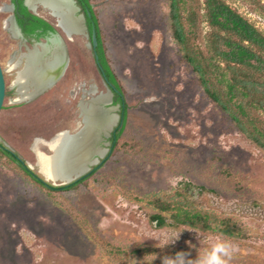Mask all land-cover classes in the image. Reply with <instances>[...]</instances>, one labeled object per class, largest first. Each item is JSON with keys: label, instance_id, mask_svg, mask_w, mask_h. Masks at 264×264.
I'll use <instances>...</instances> for the list:
<instances>
[{"label": "rangeland", "instance_id": "rangeland-1", "mask_svg": "<svg viewBox=\"0 0 264 264\" xmlns=\"http://www.w3.org/2000/svg\"><path fill=\"white\" fill-rule=\"evenodd\" d=\"M9 1L0 0V63L10 93L0 113V140L38 171L35 150L51 158L54 151L44 141L65 130L75 133L83 119L80 102L108 88L90 38L69 40L57 26L68 45V68L56 85L28 101L38 93H19L15 82L24 57L36 52L28 53L12 34L11 13L1 10ZM224 1L264 34V0ZM91 2L126 94V130L105 164L69 192H48L0 155V264H162L177 252L196 259L216 239L236 247L230 264H264V151L208 98L181 59L169 29L168 0ZM198 2L199 45L206 51L210 28L204 0ZM38 13L57 24L48 12ZM107 141L99 147L108 150ZM186 182L215 190V214L237 222L241 237L155 229L149 221L156 213L152 196H173Z\"/></svg>", "mask_w": 264, "mask_h": 264}, {"label": "trees", "instance_id": "trees-1", "mask_svg": "<svg viewBox=\"0 0 264 264\" xmlns=\"http://www.w3.org/2000/svg\"><path fill=\"white\" fill-rule=\"evenodd\" d=\"M76 2L81 13L86 16L90 37L93 30L96 31V54L99 57L96 65L105 82L113 87L114 104L120 105L122 122L112 139L113 152L126 130L129 106L125 91L111 67L100 21L91 0ZM168 9L169 29L183 62L195 73L208 98L231 120L236 129L264 151V34L224 0H204V17L210 28L204 51L199 45L201 14L198 0H168ZM21 13L19 25L26 36L36 30H41V34L58 31L26 7L21 8ZM9 95L7 92L6 100ZM0 148L1 156L16 164L35 184L51 193L75 190L98 170H93L73 184L55 186L30 168L17 152L1 142ZM214 196H217L215 190L186 182L175 189L173 196L167 198L165 193L152 196L149 205L156 213L149 216V221L157 230L171 229L199 234L214 232L229 238L241 237L243 231L237 222L215 214L211 204Z\"/></svg>", "mask_w": 264, "mask_h": 264}, {"label": "water", "instance_id": "water-1", "mask_svg": "<svg viewBox=\"0 0 264 264\" xmlns=\"http://www.w3.org/2000/svg\"><path fill=\"white\" fill-rule=\"evenodd\" d=\"M53 1L61 5L62 3H67L70 6V10L68 12L64 9L61 10V13L65 16V18L60 17L59 19H57L56 26L60 27L65 32L69 40H73L75 36H81V35H86L89 38H91L90 46L92 50L94 51L95 61L96 63H98L99 57L96 54V48L98 46V39H97L96 31L93 30L92 36L90 37L88 33V27L86 25L85 16L78 15L80 12V8L77 6L76 1L75 0H53ZM25 5L31 11H33L34 14L36 15H38L37 13L38 9L48 11L53 16L57 15V12H55L51 8L46 7L43 4V2L38 1V0L35 2H33L32 0H25ZM72 24L74 25V28L71 27ZM13 29L15 30L16 36H22L21 30L15 24V22L13 23ZM27 49H28V53L33 52L35 50H38V52H41L40 59L42 60V62L50 61L51 59L54 58V56L58 52L63 54L64 56V63L62 65V70L60 71L59 75L53 81H51L49 85H47L38 94H36L32 99L28 100V101H32L38 96L47 92L49 89H51L64 76L68 68L70 59H69V54H68V45L60 33H52L51 37L47 38L46 42L39 43L35 45L34 48L27 47ZM28 53H24L23 57ZM6 94H7V84H6L4 69L0 63V113L2 112L4 104H5ZM113 97H114L113 87L108 85L107 94L93 96L88 100H82L80 102L79 106H82V104H84V106L89 107V108L96 107L105 116L110 117L113 123L109 128L105 130L102 129L97 132V140L95 141V144L93 146V154L90 156L88 161L84 164V166L81 169L70 172L68 174L65 172L64 173L56 172L53 175L47 176L43 174L41 169L39 168L38 172L45 178L47 182H50L55 186L70 185L75 182H78L85 176H88L89 174H91L93 170L99 169L102 166L105 157L110 151H112L113 147H111V150H107V149L100 148L98 144L102 142L105 137L107 138L111 135L115 126L119 122V115L114 114V112H117L119 110V106H113ZM102 98H105V100H103ZM80 116L82 117V113H80ZM84 127H85L84 119H82V124L75 133H71L70 131L65 130V131L57 133L50 141H52L53 139H55L57 136L61 134H66L69 137H74L78 135L79 133H81ZM50 141H44V142L49 143ZM5 146L9 148L6 144ZM98 152H103V155H99ZM29 167L32 168L31 165H29Z\"/></svg>", "mask_w": 264, "mask_h": 264}, {"label": "bare ground", "instance_id": "bare-ground-1", "mask_svg": "<svg viewBox=\"0 0 264 264\" xmlns=\"http://www.w3.org/2000/svg\"><path fill=\"white\" fill-rule=\"evenodd\" d=\"M32 1L35 2L37 0ZM38 1L43 2L46 7L57 12V15H54L57 19L60 17L65 18L61 13L62 9L67 12L70 10V6L67 3H62L61 5L53 0ZM71 27L74 28V25L72 24ZM35 52L34 58L31 55L24 57L27 63L24 70L19 73L18 79L15 82L19 93H23L25 88L32 89L34 94L39 93L62 70L64 58L61 53H56L53 58L57 62L48 65L47 62H42L40 59L41 52L37 50ZM32 64H36L39 67L37 72L32 69ZM102 99L105 100V98ZM80 108L85 126L81 133L74 137L61 134L52 143H48L54 151V155L51 158H47L44 154L35 150L39 161L38 167L42 169L43 174L47 176L53 175L56 172H65L68 174L81 169L93 154V146L97 140V132L109 128L113 123L110 117L105 116L96 107L89 108L82 104ZM98 154L103 155V152H98Z\"/></svg>", "mask_w": 264, "mask_h": 264}, {"label": "flooded vegetation", "instance_id": "flooded-vegetation-1", "mask_svg": "<svg viewBox=\"0 0 264 264\" xmlns=\"http://www.w3.org/2000/svg\"><path fill=\"white\" fill-rule=\"evenodd\" d=\"M76 1V0H75ZM76 4H77V2H76ZM77 6H78V4H77ZM22 7H26L28 10H29V12H31L32 14H34V12L33 11H31L26 5H25V0H10L9 1V4H6L4 7H3V9H1L2 11H8V12H10L11 14H10V17H9V19H8V21H9V23L11 24V27L13 28V23L15 22V24L19 27V29L21 30V33H22V36H16V33H15V30L14 29H12L11 30V32H12V34L14 35V36H16L21 42H23V44L25 45V47L27 48V47H29V48H34V46L35 45H37V44H39V43H43V42H46V40H47V38H49V37H51V34L52 33H59L58 31H56V32H51V31H47L46 33H44V34H41V30H36L34 33H32L31 35H29V36H26L25 34H24V32H23V29L20 27V25H19V17L21 16L22 17V13H21V8ZM79 8H80V6H78ZM92 7L94 8V6H93V4H92ZM95 9V8H94ZM40 10H42V9H38L37 10V13L40 11ZM46 12H48V11H46ZM49 13V12H48ZM50 14V13H49ZM34 15H36V14H34ZM51 16H53L52 14H50ZM78 15H84L83 13H81V8H80V12H79V14ZM36 16H38V17H40V18H42V19H44V20H46L47 22H49L52 26H55L56 28H57V26L56 25H54V24H52L49 20H47L45 17H43V16H41L39 13H38V15H36ZM85 16V15H84ZM55 17V16H54ZM56 18V17H55ZM85 18H86V16H85ZM56 20H57V18H56ZM86 25H87V27H88V24H87V19H86ZM88 33H89V31H88ZM28 50V49H27ZM97 66V65H96ZM98 68V67H97ZM98 71H99V73H100V75H101V77H102V79L104 80V78H103V76H102V74H101V71H100V69L98 68ZM104 82H105V80H104ZM105 84H106V86H107V88H108V84L105 82ZM56 85V84H55ZM113 106H119V110L117 111V115H119V122H118V124L115 126V128H114V130H113V132L111 133V135L109 136V137H105L104 139H107L108 141H107V143H105L104 145L105 146H107V145H109V148H108V150H111V147H113V141H112V139L115 137V135H116V128L118 127V125L122 122V115L120 114V105H115L114 104V97H113ZM103 139V140H104ZM0 142L1 143H3V144H5L4 142H2L1 140H0ZM101 143V142H100ZM99 143V144H100ZM99 144H98V146H99ZM0 149H2V148H0ZM104 149V148H103ZM111 152L112 151H110L108 154H107V156L105 157V159H104V162H103V164H105V162H106V160H107V158H108V156L111 154ZM103 164H102V166H103ZM101 166V167H102ZM100 167V168H101ZM93 169H94V167H93Z\"/></svg>", "mask_w": 264, "mask_h": 264}, {"label": "clouds", "instance_id": "clouds-1", "mask_svg": "<svg viewBox=\"0 0 264 264\" xmlns=\"http://www.w3.org/2000/svg\"><path fill=\"white\" fill-rule=\"evenodd\" d=\"M236 250L233 244L216 239L196 259L190 253L177 252L174 256H164L162 264H230Z\"/></svg>", "mask_w": 264, "mask_h": 264}]
</instances>
